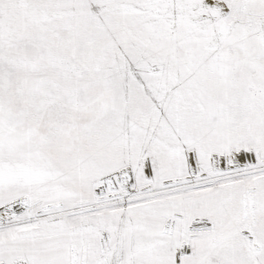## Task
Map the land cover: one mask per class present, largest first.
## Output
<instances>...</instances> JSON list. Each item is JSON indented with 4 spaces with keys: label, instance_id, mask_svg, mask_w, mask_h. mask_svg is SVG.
<instances>
[{
    "label": "snow or ice",
    "instance_id": "obj_1",
    "mask_svg": "<svg viewBox=\"0 0 264 264\" xmlns=\"http://www.w3.org/2000/svg\"><path fill=\"white\" fill-rule=\"evenodd\" d=\"M0 264H264V0H0Z\"/></svg>",
    "mask_w": 264,
    "mask_h": 264
}]
</instances>
